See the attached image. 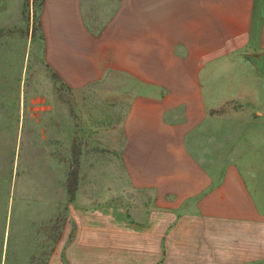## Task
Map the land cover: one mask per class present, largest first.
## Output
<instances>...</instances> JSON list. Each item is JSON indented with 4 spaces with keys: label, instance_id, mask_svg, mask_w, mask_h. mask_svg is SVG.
Here are the masks:
<instances>
[{
    "label": "crops",
    "instance_id": "obj_1",
    "mask_svg": "<svg viewBox=\"0 0 264 264\" xmlns=\"http://www.w3.org/2000/svg\"><path fill=\"white\" fill-rule=\"evenodd\" d=\"M14 2L35 1L0 5ZM38 26L44 65L71 91L131 83L119 157L152 199L133 220L73 211L75 238L64 261L62 233L51 262L264 261V0H39ZM229 101L246 116L214 112Z\"/></svg>",
    "mask_w": 264,
    "mask_h": 264
},
{
    "label": "rangeland",
    "instance_id": "obj_2",
    "mask_svg": "<svg viewBox=\"0 0 264 264\" xmlns=\"http://www.w3.org/2000/svg\"><path fill=\"white\" fill-rule=\"evenodd\" d=\"M16 4L0 5V262L53 264L62 233V260L75 238L73 211L116 208L133 220L152 199L133 188L119 157L116 130L137 95L119 90L131 83L116 78L108 93L102 82L68 89L42 60L39 0L21 13ZM240 106L229 101L214 112L243 118Z\"/></svg>",
    "mask_w": 264,
    "mask_h": 264
},
{
    "label": "trees",
    "instance_id": "obj_3",
    "mask_svg": "<svg viewBox=\"0 0 264 264\" xmlns=\"http://www.w3.org/2000/svg\"><path fill=\"white\" fill-rule=\"evenodd\" d=\"M35 1V0H34Z\"/></svg>",
    "mask_w": 264,
    "mask_h": 264
}]
</instances>
